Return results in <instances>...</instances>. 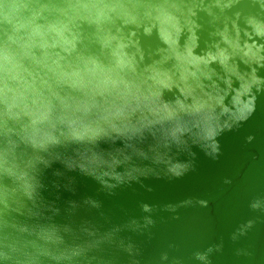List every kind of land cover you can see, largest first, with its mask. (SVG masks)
I'll list each match as a JSON object with an SVG mask.
<instances>
[{"label":"water","instance_id":"95a60500","mask_svg":"<svg viewBox=\"0 0 264 264\" xmlns=\"http://www.w3.org/2000/svg\"><path fill=\"white\" fill-rule=\"evenodd\" d=\"M87 2L24 0L8 51L37 102L67 100L55 74L102 51L202 117L171 148L125 132L46 152L21 136L28 117L0 119V252L23 231L34 247L76 250L71 264H264V0H106L136 5L135 19L118 9L99 30L72 7ZM7 35L0 24V45ZM5 168L23 180L6 186Z\"/></svg>","mask_w":264,"mask_h":264},{"label":"clouds","instance_id":"9594fccd","mask_svg":"<svg viewBox=\"0 0 264 264\" xmlns=\"http://www.w3.org/2000/svg\"><path fill=\"white\" fill-rule=\"evenodd\" d=\"M72 7L81 10L97 30L118 9L125 18L135 19L128 7L135 9L136 5L89 0ZM27 11L24 0H0V24L12 33L0 45V119L7 125L9 120L28 117L20 134L31 148L46 152L53 146L95 144L113 133L125 132L132 133L141 143L151 136L154 143L171 148L181 143L180 132L185 124L202 117L198 101L190 105L187 99L165 100L158 90L163 81L154 77L141 79L131 62L122 58L107 62L102 51L93 54L95 58L76 55L55 74L67 89V100L55 106L38 103L34 90L25 81L29 73L21 62L23 55L8 51L16 44L13 36L27 25ZM155 11L158 19H167L162 5L156 6ZM137 112L139 118L131 125L129 117ZM2 180L7 186L23 177L5 168ZM22 191L30 194L32 185L23 183ZM31 240L29 234L21 231L20 239L0 252V259L10 260L11 264H71L79 255L76 250L55 247L46 238H41L38 247L32 246Z\"/></svg>","mask_w":264,"mask_h":264}]
</instances>
